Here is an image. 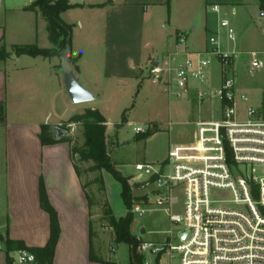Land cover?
I'll list each match as a JSON object with an SVG mask.
<instances>
[{
	"label": "crops",
	"instance_id": "1",
	"mask_svg": "<svg viewBox=\"0 0 264 264\" xmlns=\"http://www.w3.org/2000/svg\"><path fill=\"white\" fill-rule=\"evenodd\" d=\"M32 1L28 0L26 6ZM70 3L77 6L61 13L64 22L74 25L62 15L76 8L95 13L99 18V23L93 24L90 20L86 23V38L80 32L71 31L70 60L79 82L95 97L93 104L86 107L97 109L111 124L101 107L106 103L104 95L107 90L119 84L132 88L137 82L148 78L150 63L161 54L176 48L186 51L206 50L210 46L208 39L213 35L218 36L221 49H229L232 45L228 42L225 29L219 25L223 17L238 16L241 28L251 24L264 26V11L259 6V0H169L168 4L166 0H70ZM213 4L219 6V12L209 10L208 6ZM24 7L22 10L30 12L36 20V37L25 43L7 41L0 25V44L4 43L11 53L12 46L19 44L36 43L39 47L49 48L51 43L47 37L45 18L38 10H25ZM150 7L163 9L169 25L163 43L165 48L155 56L151 54L154 40L149 35L145 39L143 27ZM39 18L43 20L42 39L38 36ZM76 22L78 31H81L83 22L80 19ZM96 27L99 33L94 35L93 29ZM179 34L184 37L182 42ZM235 46L238 47L236 43ZM91 50L92 53H89ZM10 55L0 61V103L4 106L5 115L4 122L0 123L4 141L5 202V221L0 224V237L7 235L10 239L22 241L26 246H43L47 242L49 215L40 207L41 183L49 204L57 213L60 227L52 264H102L91 261L90 253L115 264V261L96 253L106 234L101 227V216L98 215L97 221L93 220L90 195L81 175L74 168L69 143L42 145L38 137L42 124L54 126L68 121L78 113V106L82 105L73 104L64 90L60 56L14 54L13 58ZM20 61L22 63L18 64ZM7 67L15 80L9 87ZM32 77L34 80L30 81ZM211 82L217 85L218 79L214 81L212 78ZM184 101L189 104L190 112L200 108L196 105L194 92ZM68 110L73 113L64 118ZM9 112L13 113L14 119H9ZM53 112H56V117L50 121ZM130 122L125 118V123ZM142 125L156 127L157 131L160 129L159 123L154 120ZM167 151L156 157L154 163L164 162ZM93 237L98 240L95 248Z\"/></svg>",
	"mask_w": 264,
	"mask_h": 264
},
{
	"label": "built area",
	"instance_id": "2",
	"mask_svg": "<svg viewBox=\"0 0 264 264\" xmlns=\"http://www.w3.org/2000/svg\"><path fill=\"white\" fill-rule=\"evenodd\" d=\"M2 8L0 0V11ZM208 8L220 10L216 4ZM219 25L232 45L229 49H221L218 36L213 35L208 49L176 48L161 54L148 69V77L169 97L181 100L194 92L199 107L209 103L210 114L193 122L191 141L169 146L164 162L136 164L135 169L142 173L124 176L131 192L152 185L137 196L139 201L132 203L131 213L162 210L169 221V229L162 231L159 240L133 235L143 264H160L162 256L167 258L166 264H172L174 253L179 264H264V111L236 89L234 64L241 55L235 46L236 32L225 17ZM178 36L182 42L184 37ZM243 53L249 72L264 70V51ZM215 62L219 65L217 85L210 75ZM74 124L65 125L68 132ZM103 124L113 126L107 121ZM128 124L134 135L149 128ZM166 124L169 127L172 122ZM131 179L143 184L139 187ZM224 192H230L232 199H221ZM173 225L179 228L173 231ZM7 258L8 264H49L39 262L25 249L9 251Z\"/></svg>",
	"mask_w": 264,
	"mask_h": 264
},
{
	"label": "rangeland",
	"instance_id": "3",
	"mask_svg": "<svg viewBox=\"0 0 264 264\" xmlns=\"http://www.w3.org/2000/svg\"><path fill=\"white\" fill-rule=\"evenodd\" d=\"M28 0H2L3 8L0 12L2 19L1 28L4 30L5 38L11 42H29L36 37L35 27L36 20L30 12L23 11L22 8L26 6ZM107 1V0H106ZM111 1V0H108ZM70 2V0H69ZM148 15H145L143 23L145 39L146 35L152 36L153 49L151 54L157 55L160 50L164 49V42L166 40V32L169 29L165 11L158 7H150ZM2 14V15H1ZM65 20H71L73 33L80 32L87 37L86 23H99V18L95 13H88L80 11L79 9H71L68 13H64ZM77 19L83 22L84 28L78 31ZM230 25L236 32L237 50L241 52L234 64V79L235 87L239 92L245 93L249 97L250 103L257 107L262 100V92H264V70L249 72L247 69L246 55L244 50L264 51V26L251 24L248 27H240L239 17L227 18ZM45 20V19H44ZM40 18L37 19L38 36L42 39L44 30L42 29V22ZM46 22V20H45ZM242 24V23H241ZM163 26V27H161ZM224 29V28H223ZM94 35L99 33L98 28L93 29ZM226 45V41H224ZM92 49V48H91ZM87 48L85 47V51ZM92 53V50L89 52ZM14 55V53H11ZM10 55V56H11ZM59 58V55H57ZM26 58V57H23ZM54 60V59H52ZM12 63V62H11ZM22 61L18 62V64ZM14 64V63H13ZM149 68V67H148ZM61 70V69H60ZM7 71V86L15 81L10 68ZM148 73V70H147ZM149 75V73H148ZM211 77L217 81L219 76V65L215 62L212 66ZM34 80L30 79V81ZM79 81V80H78ZM81 83V82H80ZM139 84V85H138ZM82 85V84H81ZM83 86V85H82ZM120 86L121 88H119ZM117 87H111L104 95L102 104V113L109 117L113 126L106 128L107 146L109 155L112 159L114 168L121 176L136 177L142 172L135 169L136 164H147L155 166L154 159L158 157L163 151L167 150L171 144L186 143L192 140L194 132V121L198 118H208L210 114L209 103L204 102L200 108L189 111V104L184 99H174L167 95L162 86L151 81L149 77L144 78L141 82H137L135 86L125 87L119 84ZM85 87V86H84ZM94 101L81 103L78 106V113H82L88 104H93ZM199 103L196 102V105ZM71 108V107H70ZM42 110V108H41ZM71 110V109H70ZM73 112L67 111L64 118ZM124 113L127 121L133 124H146L149 120L157 121L160 129L151 136L143 140L135 141L132 126L123 123L119 127V123ZM77 114V113H76ZM56 117V112H53L50 121ZM12 112H9V119H14ZM171 121L172 125L167 126V122ZM67 121L61 122L60 125H66ZM116 123V124H114ZM63 128V127H62ZM81 126L79 123L74 124L73 129L69 130L68 136L72 138V145L81 147L83 145V137L81 133ZM118 131L117 135L116 132ZM75 164L78 166L82 181L87 186V191L90 195L92 204L93 220H98V215L101 216V227L103 233L106 235L100 243L99 252L97 255L106 257L115 264H129L130 261V247L126 243H116L113 231L108 225L105 210L110 208L115 218L121 217L125 214L126 209L120 197V184L111 174L105 171H88L87 167L91 162H80L74 157ZM3 172H4V141L3 133L0 130V224L4 223V198H3ZM104 172V173H103ZM146 175H143L145 178ZM143 178L140 180L143 181ZM99 179H102L103 184H100ZM140 187L142 181H134ZM152 180V179H150ZM152 185L149 183L143 189L135 188L132 193L136 196H142L147 190L151 189ZM106 197V198H105ZM180 197V196H179ZM221 199L230 200L232 196L230 192H224ZM139 201V200H138ZM108 203V204H107ZM153 208V207H152ZM131 209V208H130ZM178 211L179 208L175 207ZM132 221L129 226V231L132 235L141 236L144 240H159L162 237V231L169 229V221L165 212L162 210H152L145 212L143 215L134 213ZM0 225V226H1ZM173 231H176L179 226H171ZM1 229V228H0ZM143 232V233H142ZM93 239L94 248L98 243L96 237ZM133 248V247H132ZM134 253L139 255L136 246ZM152 258H150L151 260ZM167 258L161 257L160 264H166ZM0 264H5V253L0 250ZM172 264H179L178 255L173 254Z\"/></svg>",
	"mask_w": 264,
	"mask_h": 264
},
{
	"label": "trees",
	"instance_id": "4",
	"mask_svg": "<svg viewBox=\"0 0 264 264\" xmlns=\"http://www.w3.org/2000/svg\"><path fill=\"white\" fill-rule=\"evenodd\" d=\"M169 0H166L168 4ZM77 6L71 4L69 0H33L29 5L25 6V10H38L47 22L46 30L47 37L51 46L49 48L39 47L36 43L19 44L12 46V52L16 55L26 54L29 56L51 57L59 55L65 48L66 44L70 45L72 25L64 22L61 18V13ZM259 6L264 11V0H259ZM11 51H7L4 43L0 44V61L5 60ZM260 108L264 111V92H262V100ZM4 106L0 103V123L4 122ZM105 118L97 109L85 108L82 113H77L71 116L67 123H79L83 137V145L81 147L72 145L71 136L64 135L60 138L54 137L51 124H42L38 134L42 145L54 144L58 142H68L71 147V157L74 163V168L80 175L78 166L75 164L74 157L80 162H91L87 167L88 171H105L120 184V197L125 206L126 212L123 216L115 218L109 207L105 210L108 225L113 231L114 241L116 243H126L130 247L129 264H143L142 257L134 253L136 246L135 237L130 233L129 226L132 221V213L130 211L132 203L139 200V197L134 196L130 186L127 183V178L121 176L114 168L112 159L109 155L107 146L106 126L103 124ZM66 123V124H67ZM125 123V118L122 116L119 127ZM67 130L68 128L62 126ZM157 131L156 127H149L145 132L135 135L133 140H143ZM100 184H103L102 179H99ZM40 207L49 215V237L43 246H26L20 240L10 239L7 235L0 237V242L5 253L6 264H8L7 253L12 250L25 249L33 253L37 260L41 263L47 262L52 264L55 247L60 233V227L57 219V213L49 204L42 184L39 186ZM88 198V194H87ZM133 247V248H132ZM91 261H98L102 264H112L108 261H103L94 257L90 253Z\"/></svg>",
	"mask_w": 264,
	"mask_h": 264
},
{
	"label": "water",
	"instance_id": "5",
	"mask_svg": "<svg viewBox=\"0 0 264 264\" xmlns=\"http://www.w3.org/2000/svg\"><path fill=\"white\" fill-rule=\"evenodd\" d=\"M71 49L70 45L66 44L65 48L60 52V69L62 73V81L64 90L73 104H81L94 100V95L78 81L70 60ZM15 57V55H11ZM54 137L60 138L67 135V130L58 126H52ZM185 233L182 234L184 236Z\"/></svg>",
	"mask_w": 264,
	"mask_h": 264
}]
</instances>
